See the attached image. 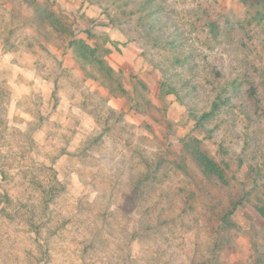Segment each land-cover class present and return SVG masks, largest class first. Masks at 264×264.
I'll return each mask as SVG.
<instances>
[{"label":"clouds","instance_id":"1","mask_svg":"<svg viewBox=\"0 0 264 264\" xmlns=\"http://www.w3.org/2000/svg\"><path fill=\"white\" fill-rule=\"evenodd\" d=\"M0 264H264V0H0Z\"/></svg>","mask_w":264,"mask_h":264}]
</instances>
